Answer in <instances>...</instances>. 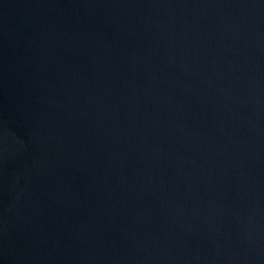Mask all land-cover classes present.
Listing matches in <instances>:
<instances>
[{"label":"water","instance_id":"1","mask_svg":"<svg viewBox=\"0 0 264 264\" xmlns=\"http://www.w3.org/2000/svg\"><path fill=\"white\" fill-rule=\"evenodd\" d=\"M0 264H264V0H0Z\"/></svg>","mask_w":264,"mask_h":264}]
</instances>
